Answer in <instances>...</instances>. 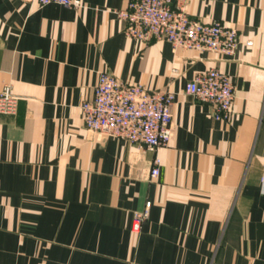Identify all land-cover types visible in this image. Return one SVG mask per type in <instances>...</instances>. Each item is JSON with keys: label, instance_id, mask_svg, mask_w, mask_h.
Here are the masks:
<instances>
[{"label": "crops", "instance_id": "crops-1", "mask_svg": "<svg viewBox=\"0 0 264 264\" xmlns=\"http://www.w3.org/2000/svg\"><path fill=\"white\" fill-rule=\"evenodd\" d=\"M83 2L0 0V92L18 98L0 113V264H264V0H189L238 29L234 58L129 37V0ZM213 67L235 83L228 119L186 92ZM103 71L176 93L169 145L86 127Z\"/></svg>", "mask_w": 264, "mask_h": 264}, {"label": "built area", "instance_id": "built-area-1", "mask_svg": "<svg viewBox=\"0 0 264 264\" xmlns=\"http://www.w3.org/2000/svg\"><path fill=\"white\" fill-rule=\"evenodd\" d=\"M41 6L58 3L72 8L84 6L83 0H27ZM189 0H129L117 11L125 22V33L142 42L167 40L174 49L214 51L234 58L239 31L222 21L204 22L191 16ZM248 45L252 41H247ZM186 92L199 102L210 104L215 117L228 119L236 97L232 77L218 69L197 73L186 85ZM176 93L169 89H150L140 83L118 78L109 71L100 73L94 96L82 105L83 118L90 131L125 139L141 149L155 151L169 145L174 128L173 108ZM18 98L7 86L0 92V113H15ZM160 158L154 160L151 176L160 173ZM1 185V181H0ZM151 201L143 211H135L132 230L140 233L148 217Z\"/></svg>", "mask_w": 264, "mask_h": 264}]
</instances>
